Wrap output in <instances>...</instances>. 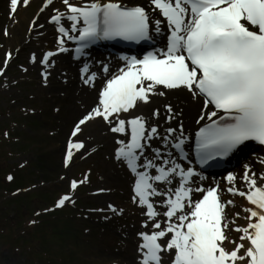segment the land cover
<instances>
[{"label":"snow or ice","instance_id":"6c2138e0","mask_svg":"<svg viewBox=\"0 0 264 264\" xmlns=\"http://www.w3.org/2000/svg\"><path fill=\"white\" fill-rule=\"evenodd\" d=\"M28 2L23 0L25 6ZM61 2L66 13L55 10L49 20L57 26L58 48L44 54L41 63L45 67L50 57L68 51L66 41L76 42L75 52L84 54L100 40L150 42L153 31L159 34L161 24L167 26L164 49L148 51L142 58L121 57L124 66L103 82L98 103L72 132L76 136L81 125L100 118L111 133L123 137L115 141V158L134 176L133 202L144 209L147 218L142 227L151 224V231L138 233L139 264H164L165 253L170 264H264V174L257 176L246 166L241 178L246 191L235 186L234 175L226 177L231 185L227 192L244 198L249 205L242 208L247 214L246 226L230 229L235 220H227L225 209L234 202L222 201L218 186H192L199 173L182 163L191 164L185 152L183 124L166 128L161 136L158 125L150 124L144 115L132 114L141 104L152 103L153 96L187 90L197 103L203 101L196 120L200 127L195 131L199 164L228 156L248 141L264 145V0H149L152 10L163 18L154 20L144 6H126L122 0ZM10 3L14 13L19 0ZM52 3L45 0L41 11ZM64 19L71 22L70 28L61 24ZM35 59L33 56V62ZM101 70L110 73L106 64ZM43 75L47 79V73ZM81 75L84 84H94L96 74L90 73L87 65ZM164 109L167 122L176 118L170 104ZM160 115L159 109L151 112L152 117ZM178 130L180 134L175 135ZM155 139L162 141V146L153 148L149 158L145 151ZM83 147V143L69 141L65 166L72 149ZM174 180L176 186L166 191L157 187L171 186ZM71 188H77L76 181L71 182ZM195 193L201 197L193 199ZM154 197L162 199L154 202ZM70 200L64 195L56 207ZM157 203L165 209L162 213L157 211ZM109 208L117 211L111 205ZM161 215L163 221L157 219ZM226 230L239 233L241 242L230 240ZM226 241L234 245L231 250L224 246Z\"/></svg>","mask_w":264,"mask_h":264},{"label":"rangeland","instance_id":"374dc122","mask_svg":"<svg viewBox=\"0 0 264 264\" xmlns=\"http://www.w3.org/2000/svg\"><path fill=\"white\" fill-rule=\"evenodd\" d=\"M126 2L127 6L140 3ZM10 13V0H0V264H129L124 251L127 241L135 246L138 233L150 231L141 229L142 212L131 206V185L125 192L111 194L115 196L112 201H99L104 194L103 184L97 183L103 179L102 154L74 153L69 165H62L64 143L81 112L67 117L57 102L42 101L32 88L35 84L28 79L33 77L19 63L21 44L5 39L3 22ZM35 19L28 14L25 26H31ZM7 53L11 54L9 60ZM79 138L77 133L73 140L79 142ZM254 163L261 165L258 157ZM69 180L77 182L76 190L69 189ZM13 189L18 193L13 195ZM223 189L220 192L225 202L231 199L234 204L230 206L242 205V198L227 196ZM64 195L71 200L54 209ZM109 205L117 211H111ZM230 206L225 209L228 221H232ZM239 214V220L229 224L230 229L246 226V213L239 210ZM129 226L135 228L131 231ZM224 246L229 250L233 247L227 241Z\"/></svg>","mask_w":264,"mask_h":264},{"label":"bare ground","instance_id":"6f19581e","mask_svg":"<svg viewBox=\"0 0 264 264\" xmlns=\"http://www.w3.org/2000/svg\"><path fill=\"white\" fill-rule=\"evenodd\" d=\"M38 1L39 4L36 6ZM79 1L80 0H70V2L73 3ZM126 1L127 0H122L123 3L127 4ZM43 2H45V0H29L28 5L25 6L23 0H19L18 5L20 8L18 12L15 11L13 13L11 11L9 18L3 22L5 39L6 42L9 43L13 40H18V44H21V48L18 51L19 63L24 66L26 74L33 77V79H28V81L34 82L35 86H32V88L37 90L41 100L57 102L59 108L67 117L74 116L81 112L82 119L83 116L97 104L96 96L93 98L92 94L97 84L109 76V73L101 71L102 65H109L110 74L111 71L115 69L116 65L113 66V61L110 60L108 62L107 58L100 61L98 58L101 56H96V54L93 53L86 59H79L78 56L70 57L69 53H65L62 58H57V60L50 57L48 66L45 67L41 61L44 54L49 50L46 47L52 44L56 33V25L47 22L46 14L51 11L55 12V10L66 13V8L61 0H53L51 5L41 11V8L44 7V5H42ZM139 2H147V0H139ZM150 13L153 20L159 17L158 13L154 11ZM28 14H32V16L36 17L31 26H25V20ZM160 27L162 31L164 27H166V23L161 24ZM160 33L155 34L158 40H160ZM54 49L56 48L51 50ZM33 56L36 58L35 62H33ZM85 65L89 68L90 73L96 74V80L91 86L83 83L81 70ZM43 73H47V79H45ZM151 100L152 103L148 105L141 104L139 109L132 114L144 115L145 118L149 120L150 124L158 125L161 136L165 134V129L168 127H178L179 124L190 126L193 119H197L201 112V107L198 106L197 101L192 99L187 90L167 91L166 96H153ZM61 103H63L62 106ZM165 104H170L174 112L177 113L176 118L170 122L165 120L167 115L164 109ZM153 109H159L161 115L159 117H152L151 112ZM108 129L109 125L98 118L81 125V131L79 132L80 143H83L84 147L78 151L80 155L84 152L93 151V154L95 153L97 156L98 154L104 156L103 179L97 182L98 184H103L104 190H102V192H104V194L99 197V201L104 199L110 202L113 200V197H115L111 196V194L117 193L120 190L125 192L127 185H133L134 176L122 161L115 158V149L118 147L115 141L117 138L123 137H120L119 134L111 133ZM153 144L156 148L161 147L162 141L155 139L153 140ZM243 151L244 150H241L240 154H242ZM152 154L153 153L149 152V149L145 151V155L149 158L152 157ZM254 158L255 154H249L243 164L253 172H256L257 176H259L264 172V164H254ZM232 172L237 178L236 183L238 186L244 188L243 185L241 186L237 182L239 169L233 168ZM258 183H260L259 180ZM173 185H157V187L163 192L166 191L168 187H173ZM197 185L198 183L194 180L192 186L195 187ZM107 191L109 192L106 193ZM160 198L162 197H154L153 199L160 201ZM131 206H137V204L132 202ZM247 206L249 205L244 202L242 206H239V209L242 210L243 207ZM133 211L134 213H138V209L136 208H133ZM134 228V226L128 227L131 231ZM128 233L131 234L130 231H128ZM239 236L240 234L234 236L232 240H235L237 243L241 242ZM131 244L132 243L127 241L124 247L125 256L129 264H136V254L138 252L137 245L131 246Z\"/></svg>","mask_w":264,"mask_h":264}]
</instances>
